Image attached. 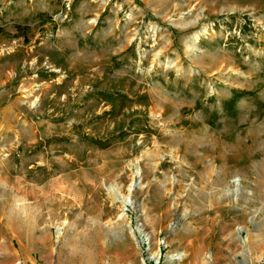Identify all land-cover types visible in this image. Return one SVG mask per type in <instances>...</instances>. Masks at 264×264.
<instances>
[{"label": "rangeland", "instance_id": "374dc122", "mask_svg": "<svg viewBox=\"0 0 264 264\" xmlns=\"http://www.w3.org/2000/svg\"><path fill=\"white\" fill-rule=\"evenodd\" d=\"M0 264H264V0H0Z\"/></svg>", "mask_w": 264, "mask_h": 264}, {"label": "bare ground", "instance_id": "6f19581e", "mask_svg": "<svg viewBox=\"0 0 264 264\" xmlns=\"http://www.w3.org/2000/svg\"><path fill=\"white\" fill-rule=\"evenodd\" d=\"M137 195H138V192L135 193V195H134V198H135V199H134V201H133L136 205H137V202H138V201H137V197H136ZM141 216H142V214H141V212H139V213H138V217H141Z\"/></svg>", "mask_w": 264, "mask_h": 264}]
</instances>
